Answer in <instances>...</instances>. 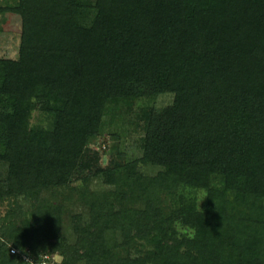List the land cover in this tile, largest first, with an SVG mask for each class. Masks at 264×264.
<instances>
[{"label":"trees","instance_id":"obj_1","mask_svg":"<svg viewBox=\"0 0 264 264\" xmlns=\"http://www.w3.org/2000/svg\"><path fill=\"white\" fill-rule=\"evenodd\" d=\"M0 13L22 25L18 57L0 58V264H22L12 248L264 264V0H0ZM165 92L164 110L136 112L129 157L122 102ZM106 125L103 165L89 144Z\"/></svg>","mask_w":264,"mask_h":264},{"label":"rangeland","instance_id":"obj_2","mask_svg":"<svg viewBox=\"0 0 264 264\" xmlns=\"http://www.w3.org/2000/svg\"><path fill=\"white\" fill-rule=\"evenodd\" d=\"M21 19L18 15L12 13H0V58H17L19 55V48L21 46ZM175 94L173 92H165L157 96H146L137 99L126 100L123 103L121 113L124 115V123L121 131L126 132V143L129 157L139 155L141 150L135 144L137 137L141 135V131L135 126L136 112L142 107H153L157 110H164L166 107L174 102ZM38 113L35 112L33 116V123H39ZM112 114L108 115L110 120ZM111 126H105L102 133L99 134L93 142L89 144V148L98 151L102 160L101 163L106 165L110 160L111 149L115 142L109 129ZM111 129H116L112 126ZM121 140V139H120ZM107 151H104L105 149ZM182 229V228H181ZM183 230V229H182Z\"/></svg>","mask_w":264,"mask_h":264},{"label":"clouds","instance_id":"obj_3","mask_svg":"<svg viewBox=\"0 0 264 264\" xmlns=\"http://www.w3.org/2000/svg\"><path fill=\"white\" fill-rule=\"evenodd\" d=\"M188 238L195 237L194 230L187 233ZM21 251L25 253V259L22 264H63L64 257L54 251H49L45 248L43 251H38L35 259L32 258L31 253H28L25 249L21 248ZM18 264H21L18 261Z\"/></svg>","mask_w":264,"mask_h":264},{"label":"built area","instance_id":"obj_4","mask_svg":"<svg viewBox=\"0 0 264 264\" xmlns=\"http://www.w3.org/2000/svg\"><path fill=\"white\" fill-rule=\"evenodd\" d=\"M11 252L12 253H18L23 259H25V253L24 252H22V251H20V250H18L16 248H12Z\"/></svg>","mask_w":264,"mask_h":264}]
</instances>
